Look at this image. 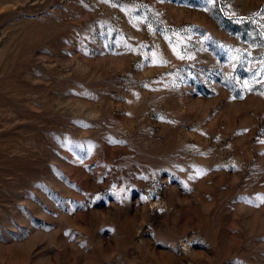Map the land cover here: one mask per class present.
Returning <instances> with one entry per match:
<instances>
[{
	"label": "rangeland",
	"instance_id": "374dc122",
	"mask_svg": "<svg viewBox=\"0 0 264 264\" xmlns=\"http://www.w3.org/2000/svg\"><path fill=\"white\" fill-rule=\"evenodd\" d=\"M0 264H264V0H0Z\"/></svg>",
	"mask_w": 264,
	"mask_h": 264
}]
</instances>
